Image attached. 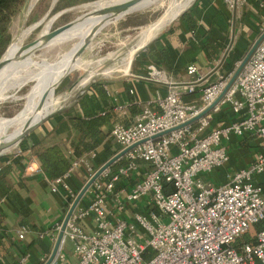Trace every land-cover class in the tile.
Here are the masks:
<instances>
[{
	"label": "built area",
	"instance_id": "2783aa9c",
	"mask_svg": "<svg viewBox=\"0 0 264 264\" xmlns=\"http://www.w3.org/2000/svg\"><path fill=\"white\" fill-rule=\"evenodd\" d=\"M224 2L238 14L248 4V0ZM259 8L263 33L264 0H259ZM198 71L195 64L187 68L189 75ZM233 73H218L202 89L197 103L185 95L196 92L200 79L177 87L164 71L153 68L152 79L169 85L167 93L140 103L128 123L116 121L111 136L122 150L131 147L120 158L126 162L106 169L91 185V199L71 215L53 264H264V229H255L264 221V38L214 108L176 129L207 109ZM224 108L236 118L214 123ZM115 110L127 114L126 105ZM234 137L259 141L251 162L228 168L223 181L209 177L229 166ZM11 151L15 156L24 153L18 146ZM140 161L146 165L143 170ZM82 166L89 178L96 172L89 159L76 158L65 175L52 179L53 190L60 185L70 190L66 178ZM28 170L43 172L35 160ZM134 173L139 176L131 188L119 189ZM165 182L175 190L166 192ZM111 199L119 213L111 210ZM128 203H142L145 212L122 217ZM56 230L60 232L61 224ZM26 231L23 227L19 237L24 238ZM246 234H253V239L243 241ZM66 240L70 256L62 250Z\"/></svg>",
	"mask_w": 264,
	"mask_h": 264
},
{
	"label": "crops",
	"instance_id": "0c3cea01",
	"mask_svg": "<svg viewBox=\"0 0 264 264\" xmlns=\"http://www.w3.org/2000/svg\"><path fill=\"white\" fill-rule=\"evenodd\" d=\"M240 12L238 14L231 10L224 0H196L184 12L187 13L185 17L183 13L148 43L143 50L147 53L148 62L154 64L152 67L157 66L164 71L177 87L183 88L185 83L200 79L196 92L185 95L187 101L200 103L202 89L214 82L218 73L227 75L233 72L248 45L262 31L263 11L259 8V0H248V4ZM190 22L193 27H190ZM160 45L167 50L171 64L159 51ZM148 51L154 53L156 58L151 59ZM190 64L199 68L194 76L187 73ZM141 69L142 67H139L136 72ZM126 74L130 76L123 77ZM124 75L96 82L101 84L99 87L104 89L105 97L91 88L93 84L84 94H88L90 100L87 110L94 115L110 113L113 125L116 121L128 123L140 103L164 96L169 86L136 73L129 72ZM131 89L134 90L133 94ZM79 101L73 99L71 105L64 106L31 131L21 141L23 145H18L24 150L22 155L15 156L9 151L0 156V169L10 167L7 178L11 186L9 195H3L0 200V264H20L23 258H26L23 264H43L50 256L58 237L57 226L62 225L69 207L89 179V172L85 167H79L66 178L70 190L60 185L58 190L54 191L51 178L41 171L28 170L29 164L34 160L40 165L36 152L58 145L72 161L85 157L89 159L93 170L97 171L111 157L122 151L121 145L112 136L105 135L98 137L99 145L93 151L81 153L75 148L74 143L78 141L79 131L72 125L70 117L84 116L86 112ZM121 104L127 107L125 116L115 110V107ZM217 117L233 120L236 115L224 108ZM241 139L246 138L234 137L230 143L231 157L229 166L225 169L248 165L253 152L258 150L259 141L256 138H248L250 140L247 139L246 143ZM121 160L122 164L126 162L123 158L118 161ZM145 168L146 165L140 161V170ZM224 172L217 171L209 177L223 181ZM139 173L124 179L118 188L130 189ZM90 199L91 193L88 190L76 208L85 207ZM110 207L113 212L119 213L113 199L110 200ZM137 211L145 212L142 203H128L126 210L120 214L130 219ZM23 227H26L27 231L25 237L20 238ZM70 248V242L64 241L63 253L70 256Z\"/></svg>",
	"mask_w": 264,
	"mask_h": 264
},
{
	"label": "rangeland",
	"instance_id": "374dc122",
	"mask_svg": "<svg viewBox=\"0 0 264 264\" xmlns=\"http://www.w3.org/2000/svg\"><path fill=\"white\" fill-rule=\"evenodd\" d=\"M59 1L60 0L56 2L44 23L27 38H24L25 32L50 11L54 0H38L32 10H28L30 1L27 3V5H24L10 24L9 33L11 35V41L8 45V50H10L12 47L20 46L23 41L24 45H27L38 39L44 30L45 24L54 15L62 12L61 15L58 16L53 22L51 30L76 20L85 13V11L80 8L83 4L98 0H80L79 2L77 1V3L72 5H66L65 3L61 5L59 4ZM175 1L176 0H165V3L161 6L130 13L116 23H111L102 28L93 38L88 48H86V50L81 55L80 62L85 64L82 63V67L72 70L55 89V96L61 98V103L54 111L58 110L62 106L71 105L73 103V99L76 96L73 92H75V89H77L83 79L87 77H90V81L97 77L114 79L123 76L124 73H128L129 71L126 70L124 64L129 58V51L140 42L142 30L158 21V19H160L161 16L166 12L168 7H170ZM58 4L59 8H62L58 9ZM166 27H164V29ZM261 32L262 31L258 33L257 37L260 36ZM257 37L248 45L245 52L242 54L241 59L238 61L239 63H237L233 69L234 71L247 55ZM71 45L72 42L68 43L67 45H62V47H54L51 50L42 49L44 52L40 50L37 55L40 56V58L54 60L58 57V55L70 49ZM143 50L144 49L140 48L136 51L133 61L131 62L130 73H136L137 75H140L144 78L152 79V72L154 68L152 66H154V64L148 62L147 53ZM101 59L103 60L101 63H99L98 61ZM139 67H142V69L136 72ZM108 70H112L109 75L104 73ZM33 86L34 82L29 80L24 82L19 88L9 90L6 97L0 101V119H11L21 113L27 104V94ZM73 86L76 88L73 91L68 92V90ZM36 100L37 99L34 101ZM1 131L2 130L0 129V132ZM226 170L227 169L224 171L226 172ZM219 171H222V169ZM47 259L48 257L46 260Z\"/></svg>",
	"mask_w": 264,
	"mask_h": 264
},
{
	"label": "bare ground",
	"instance_id": "6f19581e",
	"mask_svg": "<svg viewBox=\"0 0 264 264\" xmlns=\"http://www.w3.org/2000/svg\"><path fill=\"white\" fill-rule=\"evenodd\" d=\"M118 1L120 0H98L83 4L80 7L83 11H85L82 16L73 21L69 27H67L54 38L47 41L45 44L41 45L32 53H30L29 45L31 43L24 45V41L20 44V46L12 47L7 51L6 54L8 57V63L0 71V101L6 97L9 90L19 88L26 81H33L34 86L27 94V104L21 113L11 119H0V129L2 130L0 132V142L21 131L28 119L34 117L37 118L42 114L52 112L58 107V105L61 103V98L55 96L54 90V92L51 93L46 99L42 108L39 111H36V107L45 90L59 77H61L71 65L74 48L84 40V38L92 31L96 24L102 19L104 10ZM37 2L38 0H30L28 9L32 10ZM146 2L148 5L134 11L133 13L161 6L165 3V0H146ZM192 2L193 0H176L170 7H168L166 12L161 16L160 19H158V21L142 30L140 42L129 51V58L124 64L127 71L130 72L131 70V62L133 61L136 51L156 37L164 29L167 23H169L179 12L184 10ZM125 16L111 23H116ZM37 23L38 22H36V24ZM36 24L25 32L24 38H27L37 29L34 28ZM51 27L52 24L49 20L45 24L44 30L36 40L42 39L47 33H49L51 31ZM70 42H72L70 49L58 55V57L54 60L40 58V56L37 55V53L42 49L51 50L54 47H62V45H67ZM102 60L103 59L99 60L98 62L101 63ZM82 63L79 59L74 69L82 67L83 64H85ZM111 71L112 70H108L104 73L109 75ZM88 82H90V77L83 79L77 89H75V95H77ZM35 99L37 100L34 101Z\"/></svg>",
	"mask_w": 264,
	"mask_h": 264
},
{
	"label": "water",
	"instance_id": "95a60500",
	"mask_svg": "<svg viewBox=\"0 0 264 264\" xmlns=\"http://www.w3.org/2000/svg\"><path fill=\"white\" fill-rule=\"evenodd\" d=\"M30 0H26L24 5H27V3ZM58 0H54V3L50 9V11L41 19L38 21V23L36 24V26L34 28H39L44 21L48 18L49 13L51 12V10L53 9L54 5L56 4ZM196 0H193V2L187 6L184 10H182L181 12H179L169 23H167L165 25L168 26L170 25L176 18H178L179 16H181L189 7L192 6V4L195 2ZM23 5V6H24ZM146 5H148V3L146 2V0H120L116 3H113L112 5H110L108 8H106L104 10V14L102 19L96 24V26L92 29V31L84 38V40L82 42H80L73 50L72 53V61H71V65L68 67V69L65 71V73L59 77L52 85H50L45 92L42 94L41 99L36 107V111H39L42 106L44 105L46 99L50 96L51 93L54 92V90L57 88V86L63 81V79L72 71L74 70L75 65L77 64V62L79 61V59L81 58L82 53L86 50V48H88V46L90 45V43L92 42L93 38L99 33V31L104 28L105 26H107L109 23L125 16L128 15L130 13H133L134 11L141 9L143 7H145ZM62 12L54 15L52 18H50L51 24H53V22L56 20V18L58 16L61 15ZM79 18V17H78ZM77 18V19H78ZM76 19V20H77ZM75 21V20H74ZM73 22V21H72ZM72 22H69L63 26L57 27L54 30H51L49 33H47L42 39L39 40H35L33 42H31L30 45V53L34 52L36 49H38L41 45L45 44L47 41H49L50 39L54 38L55 36H57L59 33H61L63 30H65L67 27H69ZM264 38V32L261 33V35L258 37V39L254 42V44L252 45V47L250 48V50L248 51L247 55L244 57V59L241 61V63L238 65L237 69L234 71L233 76L230 78L226 88L223 90V92L220 94V96L207 108L205 109L201 114H199L198 116L188 120L187 122L183 123L182 125L176 127V129L184 127L186 125L192 124L195 121H197L199 118H201L202 116L206 115L208 112H210L214 106L222 99V97L225 95V93L227 92V90L230 88V86L233 84V82L235 81V79L237 78V76L239 75V73L241 72V70L243 69V67L245 66V64L248 62V60L250 59V57L252 56L253 52L255 51V49L257 48V46L261 43V41ZM28 45V46H29ZM148 43L146 45H144L143 47H141L142 49H145L147 47ZM9 49V46L7 48V50L5 51V53L2 55V57L0 58V71L2 70V68L8 63V57H7V51ZM126 76H130L129 74L124 75L123 77ZM105 78H95L92 81L88 82L86 85H84V87L80 90V92L74 97V101L78 102L83 96L84 94L87 92V90L91 87L92 84L96 83L97 81L103 80ZM76 87H71L68 92H71L75 89ZM64 106L60 107L58 110L63 109ZM56 111H52L46 114H42L39 117H34V118H30L28 119L22 130L19 131L18 133H16L15 135L4 139L0 142V156L4 155L5 153L11 151L12 149H14L15 147H17L21 141L31 132L33 131L35 128H37L38 126H40L44 121H46L52 114H54ZM174 130V129H173ZM172 130H169L165 133H169ZM131 149V147L124 149L120 152H118L116 155H114L113 157H111L104 165H102L85 183V185L83 186V188L80 190V192L77 194V196L75 197L74 201L72 202L71 206L69 207V210L62 222L61 225V230L58 234V237L56 239L55 245L53 247V250L50 254V256L48 257V259L46 260V262L44 264H53V262L55 261L59 249L61 247L62 241L64 239V233L66 230V226L67 223L71 217V215L73 214V212L75 211L76 207L78 206V204L80 203L81 199L84 197V195L86 194V192L90 189L91 185L94 183V181L108 168H110L116 161H118L127 151H129Z\"/></svg>",
	"mask_w": 264,
	"mask_h": 264
},
{
	"label": "trees",
	"instance_id": "16d2710c",
	"mask_svg": "<svg viewBox=\"0 0 264 264\" xmlns=\"http://www.w3.org/2000/svg\"><path fill=\"white\" fill-rule=\"evenodd\" d=\"M26 0H0V58L6 50L7 46L11 41V35L9 33V27L13 18L19 13L23 7ZM79 2L80 0H60L59 4L65 3L66 5H72ZM59 4L57 6L59 8ZM64 7V6H63ZM187 13H184L185 17ZM190 27H193V23L190 22ZM157 43V41H156ZM158 45V43H157ZM159 51L164 56L165 60L171 64V60L168 56L167 50L160 45ZM151 59H155L156 55L151 51H148ZM100 83H95L92 85V89H96L98 94L105 97L106 93L103 88L99 87ZM88 94L84 95L79 101L82 108L86 109L84 116H71L70 121L72 125L79 131L78 141L74 143L75 148H77L81 153H88L93 151L99 145L98 137L100 135L111 136L112 129L114 127L111 114L105 113L102 115H94L91 111L87 110L90 106V100ZM221 117H217L214 123L220 120ZM247 139H241L242 142L246 143ZM251 139V138H250ZM248 139V140H250ZM23 142L20 143V146ZM43 173L51 179H55L65 175L71 167L72 158L67 156L63 150L58 145H52L41 149L35 153ZM112 155V154H111ZM122 160L115 162L111 169L115 170L121 166ZM10 167H4L0 169V200L3 195H9L10 193V183L8 181V174ZM166 192H173L175 187L172 183L165 182ZM256 230L264 229V221L258 223L255 226ZM253 239V234H246L242 240L249 241Z\"/></svg>",
	"mask_w": 264,
	"mask_h": 264
}]
</instances>
